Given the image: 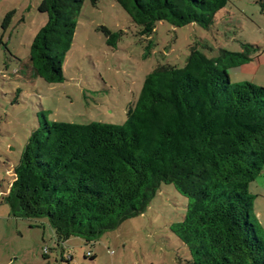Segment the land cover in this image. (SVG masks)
Masks as SVG:
<instances>
[{
  "label": "trees",
  "instance_id": "obj_1",
  "mask_svg": "<svg viewBox=\"0 0 264 264\" xmlns=\"http://www.w3.org/2000/svg\"><path fill=\"white\" fill-rule=\"evenodd\" d=\"M83 1L38 5L47 21L29 60L47 83L64 80L62 63ZM115 1L141 36L159 22L207 28L228 2ZM100 29L113 46L124 34ZM260 54L241 43L239 51L209 58L191 45L183 66L159 64L147 74L121 124L49 122L39 115L5 196L14 215L47 218L59 240L91 241L142 212L162 183H172L188 199L170 230L187 247L189 264H264V230L249 191L264 166V86L232 84L228 74Z\"/></svg>",
  "mask_w": 264,
  "mask_h": 264
},
{
  "label": "rangeland",
  "instance_id": "obj_2",
  "mask_svg": "<svg viewBox=\"0 0 264 264\" xmlns=\"http://www.w3.org/2000/svg\"><path fill=\"white\" fill-rule=\"evenodd\" d=\"M40 1L0 0V264H189L187 247L170 230L188 199L172 183H162L142 212L96 239L59 240L47 218L14 215L5 200L12 169L39 115L49 122L121 124L147 74L159 64L183 66L191 45L209 58L239 51L241 43L257 46L258 61L229 69V80L264 86V0H228L207 28L159 22L150 36L138 34L115 0H84L62 63L64 80L57 83L37 76L29 60L47 21ZM101 26L124 32L115 46ZM249 191L258 194L256 206L264 204V166Z\"/></svg>",
  "mask_w": 264,
  "mask_h": 264
},
{
  "label": "crops",
  "instance_id": "obj_3",
  "mask_svg": "<svg viewBox=\"0 0 264 264\" xmlns=\"http://www.w3.org/2000/svg\"><path fill=\"white\" fill-rule=\"evenodd\" d=\"M261 56V55H260ZM259 56V57H260ZM258 61V60H257ZM243 70H245V68H243ZM254 70V69H253ZM263 86V85H262ZM254 194V193H253ZM258 196L257 193H255V199H254V208H255V213L256 216L264 230V204L263 203H259L258 206H256V197Z\"/></svg>",
  "mask_w": 264,
  "mask_h": 264
}]
</instances>
